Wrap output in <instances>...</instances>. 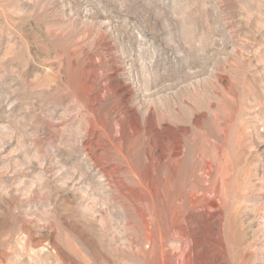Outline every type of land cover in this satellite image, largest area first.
<instances>
[{"label":"rangeland","instance_id":"rangeland-1","mask_svg":"<svg viewBox=\"0 0 264 264\" xmlns=\"http://www.w3.org/2000/svg\"><path fill=\"white\" fill-rule=\"evenodd\" d=\"M0 264H264V0H0Z\"/></svg>","mask_w":264,"mask_h":264},{"label":"bare ground","instance_id":"bare-ground-1","mask_svg":"<svg viewBox=\"0 0 264 264\" xmlns=\"http://www.w3.org/2000/svg\"><path fill=\"white\" fill-rule=\"evenodd\" d=\"M210 173V172H209Z\"/></svg>","mask_w":264,"mask_h":264}]
</instances>
